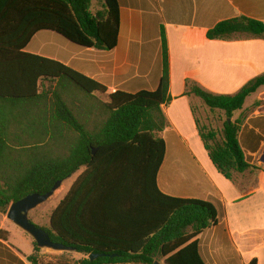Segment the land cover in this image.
Returning <instances> with one entry per match:
<instances>
[{
	"label": "trees",
	"instance_id": "trees-1",
	"mask_svg": "<svg viewBox=\"0 0 264 264\" xmlns=\"http://www.w3.org/2000/svg\"><path fill=\"white\" fill-rule=\"evenodd\" d=\"M96 1L100 9L94 12L93 0H0V212L8 214L13 203L46 194L83 170L52 212L50 228H44L54 242L86 256L77 264H205L198 237L218 225L215 206L168 196L157 181L166 153L159 134L169 127L162 107L171 102L165 30L163 72L153 92L108 94L61 62L26 52L42 32L81 48L114 50L118 1ZM207 37L264 39V23L234 18L217 24ZM263 86L264 74L234 95L186 82V95L226 117L221 131L197 121L211 161L228 180L250 168L239 143L242 121L231 119ZM9 237L0 227V264H43L35 253L24 256L11 246ZM92 255L98 257L91 261Z\"/></svg>",
	"mask_w": 264,
	"mask_h": 264
},
{
	"label": "crops",
	"instance_id": "crops-1",
	"mask_svg": "<svg viewBox=\"0 0 264 264\" xmlns=\"http://www.w3.org/2000/svg\"><path fill=\"white\" fill-rule=\"evenodd\" d=\"M117 1L121 17L114 50L81 48L55 33L43 32L32 39L26 52L61 62L104 86L108 94L153 92L163 72L164 29L170 52L171 102L162 107L169 127L159 134L166 143L159 189L171 197L215 206L218 225L198 237L205 264H251L254 260L264 264V86L231 119L242 121L239 143L250 165L234 181L219 172L205 148L198 124L201 115L193 110L196 103L203 110L202 101L186 95L187 81L216 95H234L264 74V39L207 37L217 24L234 18L264 23V0ZM1 214L0 227L8 231L10 220ZM34 252L33 246L31 253L22 254Z\"/></svg>",
	"mask_w": 264,
	"mask_h": 264
},
{
	"label": "rangeland",
	"instance_id": "rangeland-1",
	"mask_svg": "<svg viewBox=\"0 0 264 264\" xmlns=\"http://www.w3.org/2000/svg\"><path fill=\"white\" fill-rule=\"evenodd\" d=\"M100 9L98 3L93 6L94 12ZM43 33V32H42ZM99 100L103 102L107 100L106 96L96 95ZM197 108L198 104L196 103ZM199 114L201 115L202 125L207 124L206 120H209L210 128H213L216 131H221L226 121V117L223 113L215 112L212 113L209 109L203 107V110L198 109ZM83 170H80L74 174L71 178L63 182V185L59 190L56 191L53 197H51L46 203L40 205L33 211H31L29 217L30 220L37 225L38 227L49 229L50 228V217L54 209L59 205L60 201L68 193L69 189L72 187L78 176L82 173ZM0 223H2V214L0 212ZM6 229L10 232L9 244L14 248L18 249L21 253L27 255L31 253L32 247L35 244L34 239L28 235L25 231L15 225L13 222L8 221L6 224ZM3 246H8V244L3 243ZM35 247V246H34ZM39 251L34 252L43 264L48 262H64L69 264H77V262L84 256L81 253L72 252V251H56L53 249L39 248Z\"/></svg>",
	"mask_w": 264,
	"mask_h": 264
},
{
	"label": "water",
	"instance_id": "water-1",
	"mask_svg": "<svg viewBox=\"0 0 264 264\" xmlns=\"http://www.w3.org/2000/svg\"><path fill=\"white\" fill-rule=\"evenodd\" d=\"M230 122V120H229ZM96 150L93 151V154ZM64 181H58L53 188L46 194H32L11 205L7 217L8 219L30 235L39 248L53 249L56 251H70L63 245L52 240L50 234L43 228L38 227L30 220V213L40 205L46 203L54 196L57 190L61 188ZM97 255H92L90 260L93 261ZM159 264V263H156Z\"/></svg>",
	"mask_w": 264,
	"mask_h": 264
},
{
	"label": "built area",
	"instance_id": "built-area-1",
	"mask_svg": "<svg viewBox=\"0 0 264 264\" xmlns=\"http://www.w3.org/2000/svg\"><path fill=\"white\" fill-rule=\"evenodd\" d=\"M264 166V165H263ZM263 175H264V167H263V171H262ZM263 186H264V182H263Z\"/></svg>",
	"mask_w": 264,
	"mask_h": 264
}]
</instances>
